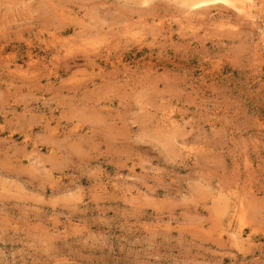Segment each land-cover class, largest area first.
<instances>
[{"label":"clouds","instance_id":"obj_1","mask_svg":"<svg viewBox=\"0 0 264 264\" xmlns=\"http://www.w3.org/2000/svg\"><path fill=\"white\" fill-rule=\"evenodd\" d=\"M0 264H264V0H0Z\"/></svg>","mask_w":264,"mask_h":264}]
</instances>
